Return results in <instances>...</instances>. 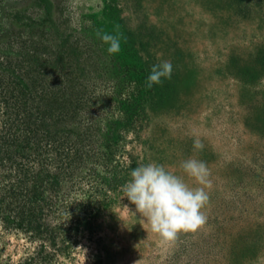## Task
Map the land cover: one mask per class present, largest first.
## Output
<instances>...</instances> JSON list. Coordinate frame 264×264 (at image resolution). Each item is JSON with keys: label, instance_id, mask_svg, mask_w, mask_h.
<instances>
[{"label": "rangeland", "instance_id": "rangeland-1", "mask_svg": "<svg viewBox=\"0 0 264 264\" xmlns=\"http://www.w3.org/2000/svg\"><path fill=\"white\" fill-rule=\"evenodd\" d=\"M189 158L208 221L165 245L122 186ZM0 264H264V0H0Z\"/></svg>", "mask_w": 264, "mask_h": 264}, {"label": "clouds", "instance_id": "clouds-1", "mask_svg": "<svg viewBox=\"0 0 264 264\" xmlns=\"http://www.w3.org/2000/svg\"><path fill=\"white\" fill-rule=\"evenodd\" d=\"M114 33L98 30L96 37L108 45L109 55L121 51V40L126 37L120 32L119 25ZM173 66L170 61L154 64L145 81L146 87L162 83V78L171 79ZM193 148L203 150L204 144L194 139ZM181 169L192 178L199 187L191 188L184 179L167 170L165 166L149 163L134 168L131 179L122 186L124 196L135 205L136 212L150 224L151 231L158 234L161 243H174L180 233H196L203 228L208 217L202 211L209 203L205 189L212 187L210 172L204 161L189 158L181 162Z\"/></svg>", "mask_w": 264, "mask_h": 264}]
</instances>
